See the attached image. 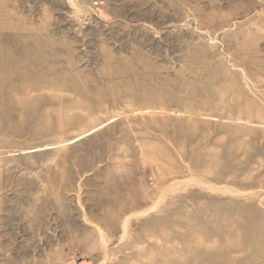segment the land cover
Here are the masks:
<instances>
[{"label":"rangeland","instance_id":"rangeland-1","mask_svg":"<svg viewBox=\"0 0 264 264\" xmlns=\"http://www.w3.org/2000/svg\"><path fill=\"white\" fill-rule=\"evenodd\" d=\"M0 264H264V0H0Z\"/></svg>","mask_w":264,"mask_h":264},{"label":"bare ground","instance_id":"bare-ground-1","mask_svg":"<svg viewBox=\"0 0 264 264\" xmlns=\"http://www.w3.org/2000/svg\"><path fill=\"white\" fill-rule=\"evenodd\" d=\"M6 52V51H5ZM9 53V52H8ZM5 58H6V56H5ZM20 103V102H19Z\"/></svg>","mask_w":264,"mask_h":264}]
</instances>
